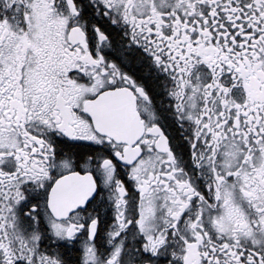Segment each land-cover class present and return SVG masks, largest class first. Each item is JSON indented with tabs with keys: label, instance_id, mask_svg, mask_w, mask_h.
Returning <instances> with one entry per match:
<instances>
[{
	"label": "snow or ice",
	"instance_id": "1",
	"mask_svg": "<svg viewBox=\"0 0 264 264\" xmlns=\"http://www.w3.org/2000/svg\"><path fill=\"white\" fill-rule=\"evenodd\" d=\"M0 264H264V0H0Z\"/></svg>",
	"mask_w": 264,
	"mask_h": 264
}]
</instances>
